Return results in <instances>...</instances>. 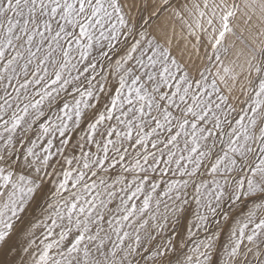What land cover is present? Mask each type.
Segmentation results:
<instances>
[{
	"label": "snow or ice",
	"instance_id": "snow-or-ice-1",
	"mask_svg": "<svg viewBox=\"0 0 264 264\" xmlns=\"http://www.w3.org/2000/svg\"><path fill=\"white\" fill-rule=\"evenodd\" d=\"M0 264H264V0H0Z\"/></svg>",
	"mask_w": 264,
	"mask_h": 264
}]
</instances>
